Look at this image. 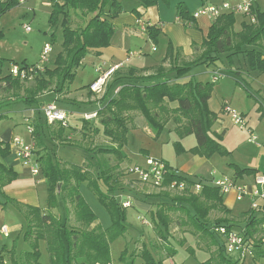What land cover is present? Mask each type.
Instances as JSON below:
<instances>
[{"label":"trees","instance_id":"obj_1","mask_svg":"<svg viewBox=\"0 0 264 264\" xmlns=\"http://www.w3.org/2000/svg\"><path fill=\"white\" fill-rule=\"evenodd\" d=\"M60 1L53 0L51 21L56 23L61 15L64 16L62 20L64 52L56 58L54 68L48 65L46 70L37 75L30 87L26 89L30 97L25 100L26 104L35 106L39 114L42 110V102L37 97L45 91L51 90L55 83H60V90H63V86L67 85L68 87L81 60L91 49L109 47L114 35V26L108 18L117 17L123 11L118 0ZM134 1L139 2L145 8L155 6L159 2V0ZM164 1L168 2L169 0ZM201 1L205 3L208 0ZM16 4H21V0H0V11H6ZM107 7L110 8L109 13L106 11ZM176 8L181 19L195 20L184 0L179 1ZM71 11H77L87 17L92 16L83 27L74 29L71 27ZM254 13L257 22L243 23V29L240 32L234 30L235 14L226 13L216 18L206 40L201 45L204 50L199 58L185 66L177 65L170 69L171 72H175L174 80L167 78L164 67L160 66L155 75L137 77L138 79L142 78L144 82L138 83L126 79L115 89L113 83L108 84L107 90L101 98L104 105L97 110L103 130L99 127L93 128V125L91 128H93L94 135L100 134L102 131L111 145L107 144L95 150L89 149L91 160H87L88 162L85 164L78 165L60 161L54 151H51L41 139L40 122H34L33 137L41 149L37 161L42 167L46 181L49 209L22 204L13 199L7 200L15 205L26 218L24 240L28 244V248L19 254L15 248L9 251V264L113 263L111 245L126 230L122 218H124L127 208L123 207V201L118 202L115 193L126 186L121 183L122 179H125L122 176L126 175V178L131 176L127 172L131 165L123 168V164L128 161L124 147L127 144L129 131L135 126L132 121L133 114H142L148 127L155 133V138L161 135L171 120L175 122V131L181 138L195 134L198 143L188 152L206 157H211L215 153H228L220 143L221 136H213L211 133V127L217 119V115L208 107V100L214 84L192 79L183 81L181 77L185 76L191 70V66L199 61H215L216 57L213 55L221 54H227L230 58L241 52L242 46H254L264 40V11L255 9ZM148 33L154 43H157L161 33L157 26L149 25ZM1 40L2 31L0 30ZM167 50V58H172L174 50L171 43ZM246 55L252 70L264 71V59L261 51L252 47L246 51ZM5 63L6 60L0 57V76L2 75L0 80L7 84L16 83L19 87L21 83L19 79H13L11 74L3 72ZM21 66L28 67L27 65ZM123 78L119 77L114 81L118 82ZM49 98L53 101L57 100L55 95ZM61 124L58 123L56 126L53 123L49 124L51 138L67 142L65 138L66 126ZM174 147L177 154L186 151L179 141L174 142ZM9 153V145L3 146V142L0 141V183L2 185L8 184L17 177V172L2 162ZM164 163L169 168L166 182L186 181L189 187L199 182L176 173L166 162ZM231 166L235 168L236 175L253 172L251 169H241L234 164ZM84 184L109 212L112 221L110 227L104 228L101 225L98 216L86 201L81 192V186ZM149 196L160 199L156 203V210L149 212L154 221L155 237L158 240L155 243L157 248L165 250L168 256L175 255L176 249L168 238L169 227L175 220L176 225L191 228L206 246L217 247L216 250L211 251L210 258L202 264H233L224 250L223 243L212 230L215 225L232 227L228 218H217L215 222L210 219L213 210L230 213L223 202L219 187L203 184L200 192L188 188L175 195L168 191H162ZM59 201L65 204L64 217H58L50 211L51 207ZM130 201L132 202L131 198ZM42 241L46 243L49 263L41 261L40 244ZM4 250L0 249V264L6 262ZM136 257H141L145 264H163L162 259L157 260L151 250L144 246L135 248L129 258L122 255L120 263L131 264Z\"/></svg>","mask_w":264,"mask_h":264},{"label":"crops","instance_id":"obj_2","mask_svg":"<svg viewBox=\"0 0 264 264\" xmlns=\"http://www.w3.org/2000/svg\"><path fill=\"white\" fill-rule=\"evenodd\" d=\"M27 1L31 0H21V4H26ZM118 1L123 7V11L117 17L108 18L113 23V39H116V41L112 39L111 45L106 48L91 49L87 55L90 56L89 58L93 63H99L95 65L98 76L100 75V72L98 71L99 69H101V72H103L105 70L107 71L109 68H112L116 64H122V66L111 75L108 82V84H110L111 81L119 77H124L118 82L114 81V89L118 84L123 83L126 79H129V81H136L138 83L144 82L142 78L138 79L137 77H149L151 75H155L158 71V67L160 66L164 67L165 73H167L166 77L174 80L175 72L170 71L172 67L177 65L185 66L199 58L203 52L204 49L201 47V45L206 40L214 20H211L206 16H200L195 18V20L185 21L180 18L176 8V4L178 2L175 3V1L172 0H169L168 2L159 0L157 5L149 8L143 7L139 2L134 0ZM208 4V1L205 3H202L201 1L200 5H198L195 9L190 10V12L194 14L200 7ZM256 4L255 9H259ZM106 11L109 13L110 8L107 7ZM76 14L80 13L77 11H71L72 17ZM81 16H83L85 20H88V18H90L92 15L88 17L84 15ZM243 23H249L245 17H242L240 26L238 27L239 21L236 18V23L234 26L235 32L242 31ZM143 24H145L147 27L149 25H156L160 30L161 33L158 37L157 43H154L148 32L146 33L143 31ZM142 41L144 42V45L140 44ZM169 43L172 44L174 50L172 58H167V49ZM146 44H149V47L145 48ZM137 45H139L140 48L136 47ZM154 46L156 49L153 48ZM160 46L163 47L161 53H159ZM252 47H255L257 50L261 51L264 59V40H262L254 46H242L241 52L234 54L230 58H228L227 54H221L218 56L213 55L216 57L215 61H199L197 64L191 66V70L185 76L181 77V80L183 81L192 79L202 83L211 82L214 84L211 96L208 100V107L210 111L217 115V119L214 121L211 127V133L213 136H221L222 139L220 140V143L228 151L227 154L215 153L211 157H206L188 152L191 148H194L197 145V137L195 134H190L181 138L175 131L176 124L173 120H171L166 125L164 131L162 132L163 134L167 129L169 130V133L166 136L165 133L164 135L161 134V136L157 138V140H159L157 143L151 142L147 146L144 144L140 145V152H134L133 157H135V160L126 151V146L124 147V151L128 156V160H130V162L132 161L133 163H129L127 161V163L123 164V168L135 164L143 165L148 158H154L166 162L174 171H176V173H179L183 176H188L203 184H210L216 179L228 177L232 179L234 183L246 186L247 191L249 192L258 190L261 193L260 197L258 196L253 198L250 194H246L242 199H238V193L235 189H231L226 193L220 191L223 197V202L229 209L230 213L227 214L213 210L210 214L211 221L214 219L216 220L217 218H228L229 224L232 225L231 229L244 234L249 232V234L246 236L252 239L255 243V250L253 254L248 253L246 257L241 260L239 256H229L233 261V264H264V183H257V177L259 175L264 176V71L252 70L250 68L246 51ZM106 52L111 53V56H108L110 57V62L107 59H102V57H105L104 54ZM133 52L134 54H132ZM157 52L159 53L158 55L155 54ZM51 63L52 61L49 63L50 67ZM1 77L2 75L0 78ZM33 81L34 80L21 81L20 86L18 87L16 83L7 84V82L0 80V97L2 95L1 92L4 93V96H8L10 95L11 91L22 90V87L24 86L23 83ZM24 90L26 91V88ZM53 95L56 96V94ZM53 95L49 97L52 98ZM65 96L67 98H72V100L69 102L73 105V111H71L73 115H76L78 114L76 112L81 111L82 107L85 106V104H83L84 102L90 103L94 100L97 101V104H91L90 106L92 107V112L97 111L104 105V101L99 103L103 96L97 95L96 93L92 92L91 89H89L88 92H85L84 89L72 92L68 86L65 90ZM76 98L78 101H75ZM37 99L40 100V96H38ZM56 99V103L61 108L65 109L67 104L65 102L61 103L59 101L58 95L56 96ZM18 100L19 101L15 100L13 102H7L3 105L1 104L0 107L21 102L24 103L25 110L12 111L11 116L7 113L0 114V119L4 116L14 118L17 115H20L21 117H26V120H23L25 123H28L30 119V121L35 120V122H37V118L39 117H35L38 113V110H36L35 106L26 104L24 99L23 101L20 100V98ZM49 102L51 101L41 103V112H43L45 104ZM227 106L236 109L243 115L246 121V127L241 128L234 123L232 117L225 112V107ZM67 115L69 118V114ZM97 118H94L90 121H85V118L79 119H81V122H83V126L89 124L90 128L92 125L94 128L99 127L96 122ZM84 122H86L85 125ZM58 123L61 124V122L58 121L54 122L53 124L56 125ZM93 128L90 129L91 133H89L88 130H82L80 128V131L82 130V132L87 134V137L89 138L87 139V137H83L82 134L81 140L86 143L85 145L88 147V149H91L90 144H87L90 142V140H94L95 145H97V142L101 140L106 142L108 145H111L108 138L103 135L102 131L100 134L94 135L92 132ZM139 129H141L147 136H151V138L155 137V133L148 127V125L142 124L137 126L135 125L131 128L128 134V140L129 136H131V133L134 130ZM15 135V129L11 127L0 132V141L3 142V146L7 144L10 147L9 155L5 157L2 162L7 167L13 168L17 172V177L8 184L2 185L0 183V212L8 210L15 215H18L20 211L15 207V205L7 202V200L13 199L22 204L41 207L37 187L41 185L43 181H45V178L43 176L42 167L41 173L39 175H34L31 166L23 163L19 157L17 147L13 144V139L16 137ZM253 136L256 137L255 141L252 139ZM65 138L67 139V142H71L74 139L72 134H65ZM32 141L33 142L31 143L36 146L37 144L36 139L33 137V131ZM175 141H179L186 151L180 154L176 153V155L173 153V156L170 154L168 155L165 150L166 148H170L169 146H172ZM160 142L163 145L165 144L164 150H162L161 153L152 151L151 149L154 148V145H160ZM171 150H173V152L176 151L175 147ZM89 154L91 156V152H89ZM35 158L37 160L38 156H35ZM231 164L237 165L241 169H251L253 172L236 175L235 168L231 166ZM135 178V176L127 177V180H129V185L126 186H129L131 189H133V186L135 185H131V182H136L137 180H135ZM138 185L140 187H137L140 189L149 190V187L142 183H139ZM82 187L83 185L81 186V192ZM140 194H142V196L138 195L139 197L134 199L135 206L145 213H149L150 210L152 211L154 208V204L157 203V200L154 196H149V194L143 192ZM125 199L126 197H124V200ZM131 200L133 206L134 201L133 199ZM151 200H154L155 203H153ZM253 201H256L260 208H253ZM20 213L23 215L22 212ZM8 218H11V216L9 215ZM8 218L4 215H0V240L3 238H10L11 241L12 236L15 237L16 235H19L20 231H23L24 224L22 221H17L14 223V220L11 221ZM139 219L143 222V224H147L145 217L142 218L139 216ZM7 221L12 223V230L10 229V226H8L9 224ZM3 226L8 228L7 234L2 232L1 229ZM110 226L111 225L103 227L108 228ZM174 229L175 231L178 230L179 233L183 234H185L187 231L193 232V230L189 227H180L178 225ZM195 235L197 236V234ZM19 237L20 235L13 240V244L10 245L7 242H4V246H1L3 249H5L4 256L6 261L7 258L9 260V251L11 249L15 248L18 254L26 249L23 248L22 250H18L16 240ZM157 242L158 240L156 239L155 243ZM42 243L46 245L44 241H42L40 245H42ZM201 244L206 250H208L209 259L211 256V251L216 250L217 247L214 245L208 247L203 242H201ZM138 247L141 246H136V248ZM151 252L157 260H163V256L166 254L165 250L157 248V246L156 252ZM112 264L115 263L113 262Z\"/></svg>","mask_w":264,"mask_h":264},{"label":"rangeland","instance_id":"obj_3","mask_svg":"<svg viewBox=\"0 0 264 264\" xmlns=\"http://www.w3.org/2000/svg\"><path fill=\"white\" fill-rule=\"evenodd\" d=\"M60 1V0H59ZM176 2H179L177 0H172ZM187 5L189 6L190 10L195 9L198 5H200L201 0H185ZM236 0H208L209 4H221L224 2H229L233 3ZM53 0H31L27 1L25 4H16L9 8L6 11L1 12L0 11V30L2 31V40L0 41V57L6 60L5 66L3 68V72L6 74H10L11 72V66L13 63H16L18 65H27V66H32L34 64H39L41 61V56H42V51L46 43H50L53 47V51L50 55V61L51 67H55V61L56 58L64 52V47H63V31L64 27L62 25V20L64 19V16L61 15L56 23L51 21V14L53 11ZM61 2V1H60ZM258 8L261 11H264V0H257ZM239 24L238 27L240 26V21L242 20L241 15H236ZM89 19V18H88ZM87 20L84 19L83 16L80 14L73 15L72 20H71V27L74 29H79L84 24L86 23ZM85 22V23H83ZM26 26H30L29 30H26ZM114 36V35H113ZM139 36V34H138ZM113 39V37H112ZM116 41V39H113ZM112 41V40H111ZM139 41V40H137ZM139 44V43H138ZM141 45H144V42H140ZM139 44V45H140ZM137 45L136 47L140 48V46ZM149 47V44L145 45V48ZM163 50V47L160 46V51L161 53ZM158 52L155 53L156 55L159 54ZM134 54V52L132 53ZM88 55V54H87ZM85 56L76 71L75 76L72 78L70 81L69 87L72 92H76L79 90L84 89L85 92L89 91V85H91L93 82L96 81L98 77V73L96 70V64L99 63H93L92 60L89 58L90 56ZM105 57H102V59H107L110 62V57L111 53L106 52ZM33 82H28V83H23L22 90H15L11 91L10 95L4 96V93L1 92V97H0V105L5 104L7 102H13L15 100L19 101L18 99L23 101L26 99H29V93L26 92L24 89H28L30 85ZM114 83V80L110 82ZM67 85L64 87L63 90H60V83H55L52 87L51 90L45 91L42 96L40 95V101L43 102H55L53 100H50L49 97L53 94L58 95L59 101L65 102L66 108H62L69 114L68 118V124L65 127V134H72L73 136V141L71 142H61L58 139H53L51 138V133H50V127H49V122H47L44 113L41 112L40 114L37 113L35 116L38 119V122H40V129H41V139L43 142L48 146V148L51 151H54V153L57 155V158L60 161L63 162H68L72 164H78L82 165L87 162V160H91V156L89 154V149L85 145L86 143L81 140L82 134L83 137H87V134L82 132V130H88L90 132V127L89 124H86L83 126V122H81V119L79 118H84V113H90L92 112V107L91 104H97V101L94 100L90 103H83L85 104L84 107L81 109L80 112H76L78 114L73 115L71 111H73V105L70 104L69 101L72 100V98H67L65 96V90ZM59 89V90H58ZM24 90V91H23ZM23 91V92H22ZM49 93V94H47ZM46 96V97H45ZM96 97V96H95ZM89 100V99H88ZM75 101H78L77 98ZM103 100L99 101L101 103ZM57 104V103H56ZM58 105V104H57ZM59 106V105H58ZM24 103H15L11 104L9 106H2L0 107V114L7 113L11 116L12 111H18V110H25L24 109ZM60 107V106H59ZM61 108V107H60ZM72 108V109H71ZM70 112V113H69ZM80 113V114H79ZM134 119V125H142L146 124V120L140 113H135L133 114ZM79 119V120H77ZM137 119V120H136ZM23 120H26V117H21L20 115L11 118V117H6L4 116L3 118L0 119V132L4 131L7 128H14L16 137H19L23 140H25L27 143H31L32 141V131L30 129V124L34 128V121H30L28 123L23 122ZM97 124L99 125L100 129L103 130V125L101 123V118L98 117L96 119ZM17 123V124H15ZM96 124V125H97ZM129 126L130 123H128ZM56 126V125H55ZM80 128L82 129L80 131ZM165 136L169 133V130H165ZM164 133L162 135H164ZM176 133V132H175ZM86 135V136H85ZM138 136V137H137ZM161 136V135H160ZM159 136V137H160ZM87 139H89L87 137ZM83 141V143H82ZM157 138H151V136H147L141 129L139 130H134L131 133V136H129V140L127 141L126 144V151L130 154V156L135 160L134 152L139 153L140 152V145L144 144L147 146L149 143H157ZM87 142V141H86ZM145 142V143H144ZM98 144L95 145L94 140H90L87 144H90V148L92 150H95L101 146L107 145L106 142L104 141H98ZM163 143V141H162ZM160 142L159 144H155L154 148L151 149L154 152L161 153L162 150H164V145ZM170 148H166L165 152L171 156H173V153L176 155V151L173 152L174 149V144L172 146H169ZM39 146H35V156L39 157V153L41 151ZM160 159V158H159ZM129 163H133L132 161L128 160ZM128 163V164H129ZM122 184L123 185H129V180H127L126 175L122 176ZM135 183V184H134ZM131 182V185L134 188L131 189L129 186H125L122 188V190L116 191L115 196L118 199V202L121 203L124 200V197H130L133 199V206L127 208L124 218H122V221L125 224L126 230L124 234H121L111 245V257L112 260L115 264H121V256L124 255L126 258L131 257L132 253L134 252L136 246H144L148 248L149 250L156 252V245H155V231H154V221L151 216V213H145L144 211L138 209L135 206V198L142 196L140 194L141 192L146 193V194H156L160 193L162 191H168L172 195H175L179 192L174 191L172 189L168 188H153L149 185L148 186L149 190L147 189H140L139 183L141 182ZM143 184V183H142ZM139 186V187H137ZM86 187V188H85ZM38 195H39V200H40V206L41 208L47 210L49 209L48 206V191H47V185L46 182L43 181L41 185L38 187ZM82 192L83 195L90 205V207L93 209V211L96 213L98 216L99 221L103 226H109L112 224L111 221V216L105 206H103L97 196L89 190V188L85 185L82 187ZM139 195V196H138ZM157 201H160L159 198L155 197ZM152 201V200H151ZM153 203L154 200L152 201ZM154 208L152 211H155L157 208V204H154ZM50 211L58 216V217H64L66 210H65V204L62 201H59L55 206L51 207ZM8 214V216H7ZM0 215H4L5 217L11 216L10 219L11 221L14 220L13 222H23V231L19 232L20 237L16 240L17 248L18 250H22L23 248H27L28 244L24 240V232L25 228L27 226V221L24 215H22L20 212L18 215H15L14 213L4 210V212H0ZM74 216V214H73ZM139 216L142 218L145 217L147 220V224H143V222L139 219ZM176 218V216L174 215ZM15 218V219H14ZM212 222H215V219L212 220ZM8 226H10V229L12 230V223L8 222ZM176 222L172 223V225L169 227V233H168V238L171 240V243L173 247L176 249V253L173 256H168L164 255L162 263L163 264H202V262L206 261L209 257V252L206 250L201 242L200 239L194 234L192 231H187L185 234L179 233L178 230L175 231L176 227ZM18 230V229H17ZM14 232V231H13ZM16 235L15 237L10 238H3L0 240V249L4 246V242H7L8 244H13V240L17 238ZM219 240H221V237L217 235ZM2 246V247H1ZM41 251H42V258L41 261L44 263H48L50 261L49 254L46 249V245L42 243L41 245ZM157 254V253H155ZM8 255V254H7ZM6 255V256H7ZM231 256V255H230ZM251 256V255H249ZM158 257V255H157ZM231 257H237V255H232ZM159 258V257H158ZM160 260V259H158ZM8 261V262H7ZM7 261L5 264H9V260L7 258ZM131 264H145L144 260L141 257H136L135 261Z\"/></svg>","mask_w":264,"mask_h":264},{"label":"built area","instance_id":"obj_4","mask_svg":"<svg viewBox=\"0 0 264 264\" xmlns=\"http://www.w3.org/2000/svg\"><path fill=\"white\" fill-rule=\"evenodd\" d=\"M257 0H236L233 3L224 2L221 4H211L204 5L200 7L193 15L194 18H198L200 16H206L211 20H215L219 16L232 13L235 15H241L245 17L250 23H256L257 18L254 13L255 3ZM26 30L30 29V26L25 27ZM143 31L148 32V27L143 24ZM156 49V47H153ZM53 51V47L50 43H46L41 56V61L39 64H34L28 67H22L16 63H13L11 66V76L14 79H19L21 81H32L36 78L37 75L43 73L46 70V67L50 63V55ZM122 66V64H116L112 68H109L107 71H103L99 69L100 75L90 85V89L92 92L97 95L103 96L107 90L108 82L110 80L111 75ZM44 116L49 123L61 122L65 126L68 124L67 119L68 115L65 110L60 108L55 102L46 103L43 108ZM225 112L229 114L234 123L241 128L246 127V121L243 115L238 112L236 109L227 106L225 107ZM98 117L97 111H93L90 113H85V120H92ZM30 129L33 131V127L30 124ZM253 141L256 140V137L253 136ZM13 144L18 149V154L24 164L31 166L32 172L34 175H39L41 173V165L35 158V145L33 143H27L25 140L15 137L13 139ZM128 174L131 176H135V180L139 182L149 185L153 188H170L174 191L180 192L185 191L190 188V190H194L195 192H200L203 183L196 182L195 184L189 187L188 182L186 181H172L166 182L169 168L167 165L158 159L148 158L145 164H135L131 165L128 168ZM257 183H264V176L259 175L257 177ZM210 184L219 187L220 191L223 193L229 192L231 189H235L238 193L237 198L242 199L244 195L250 194L253 198L260 197L261 193L258 190H253L251 192L247 191L246 186L238 185L233 182L232 179L228 177H223L220 179H216L212 181ZM123 207L129 208L132 206V202L130 198L123 200ZM253 208L258 209L260 206L256 201H253ZM2 232L7 234L8 228L6 226L2 227ZM212 230L216 235L221 237V241L223 242V247L225 252L230 256L237 255L240 257V260L245 258L248 253H254L255 243L252 239H250L246 234L241 232H236L231 228L226 227L225 225H215L212 227Z\"/></svg>","mask_w":264,"mask_h":264}]
</instances>
